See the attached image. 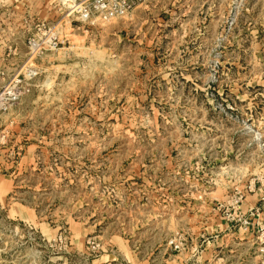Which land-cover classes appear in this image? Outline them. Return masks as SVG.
<instances>
[{"label": "rangeland", "instance_id": "374dc122", "mask_svg": "<svg viewBox=\"0 0 264 264\" xmlns=\"http://www.w3.org/2000/svg\"><path fill=\"white\" fill-rule=\"evenodd\" d=\"M50 4L62 44L0 112V264H264L245 223L264 190V0H136L93 26Z\"/></svg>", "mask_w": 264, "mask_h": 264}, {"label": "built area", "instance_id": "2783aa9c", "mask_svg": "<svg viewBox=\"0 0 264 264\" xmlns=\"http://www.w3.org/2000/svg\"><path fill=\"white\" fill-rule=\"evenodd\" d=\"M59 5L67 15L76 14L81 24L93 26L108 25L129 16L135 9L136 0H59ZM33 29V34L26 40L29 58L21 70L9 73L8 70L0 68V112L8 111L31 91V81L39 75L34 67L36 56L46 51H56L62 44L56 28H51L45 22L34 23ZM262 201L264 202V198ZM251 218L258 219L264 235L262 205L248 209L245 223L249 226Z\"/></svg>", "mask_w": 264, "mask_h": 264}, {"label": "crops", "instance_id": "0c3cea01", "mask_svg": "<svg viewBox=\"0 0 264 264\" xmlns=\"http://www.w3.org/2000/svg\"><path fill=\"white\" fill-rule=\"evenodd\" d=\"M58 1L0 0V68L7 67L15 59L11 57L26 51V40L34 32V23L41 21L42 15L47 12L43 11L45 10L44 4L51 3L52 5ZM262 198H264V190L249 197L253 203L246 205V210L259 204L264 210Z\"/></svg>", "mask_w": 264, "mask_h": 264}]
</instances>
